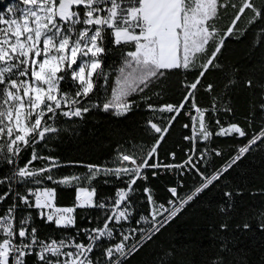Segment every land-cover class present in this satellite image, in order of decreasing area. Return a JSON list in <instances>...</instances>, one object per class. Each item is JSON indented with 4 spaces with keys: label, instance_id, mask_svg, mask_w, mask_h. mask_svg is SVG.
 Here are the masks:
<instances>
[{
    "label": "snow or ice",
    "instance_id": "obj_1",
    "mask_svg": "<svg viewBox=\"0 0 264 264\" xmlns=\"http://www.w3.org/2000/svg\"><path fill=\"white\" fill-rule=\"evenodd\" d=\"M249 30L255 46L264 47V0H20V6L0 13V206L6 205L0 210V264H128L190 202L264 146V124L252 128L249 119L250 134L221 116L234 114L230 101L239 80L222 62L223 54ZM113 50L120 63L108 69ZM214 71L223 76L221 85L205 83ZM174 77H183L180 101L153 103L150 93L160 88L161 95V86ZM243 86L259 89L257 107L264 116V78L247 79ZM201 90L211 98L207 106L198 99ZM140 108L153 117L145 128L151 142L117 151L108 165L88 164L83 174L63 175L66 165L45 151L93 112L122 118ZM185 116L186 158L164 163L161 142ZM216 137L242 142L205 175L201 167L222 155L212 147ZM149 169L154 176L159 169L192 172L201 183L183 196L170 187L167 204L144 187L148 212L138 215L132 196ZM101 179L106 185L118 182L112 195L98 193L95 182ZM59 188L74 189L71 206L58 205ZM223 196L221 232L229 230L234 192ZM84 212L93 213L85 217L87 225L78 222ZM42 226L51 234L42 237ZM256 227L264 231V215ZM235 228L250 231L252 225ZM170 255L164 252L159 264H168Z\"/></svg>",
    "mask_w": 264,
    "mask_h": 264
},
{
    "label": "trees",
    "instance_id": "obj_2",
    "mask_svg": "<svg viewBox=\"0 0 264 264\" xmlns=\"http://www.w3.org/2000/svg\"><path fill=\"white\" fill-rule=\"evenodd\" d=\"M261 0H256L259 5ZM20 6V0H0V13L7 14L9 7ZM247 25L245 18L240 22V27ZM255 27V26H254ZM222 62L239 80L232 92L230 105L234 114L229 117L222 113V121L237 123L249 130V119L254 120L252 128L258 129L264 124V116L259 114L257 107L260 102L259 89L253 90L243 86L247 79L259 80L264 69V47L255 46V33L249 30L239 40H232L224 51ZM120 63V53L113 50L109 52L105 65L108 69L116 68ZM115 73H113V76ZM193 74L189 73L191 78ZM183 77H174L166 85H162L163 93L156 88L150 94L153 103L164 104L178 103L181 99L183 88L179 80ZM223 76L219 72L207 75L205 83L221 85ZM200 102L207 106L210 103L208 93L201 90L198 97ZM252 113H256L252 116ZM153 119L146 109L140 108L129 113L126 117L116 118L103 112L89 114L84 122H78L54 140L45 151L60 159L66 166L60 169L63 175L83 174L87 171L88 164L108 165L114 159L117 151L123 148L138 149L150 143L152 136L145 131L146 121ZM160 123V121H157ZM187 117L174 123L166 134L158 150L159 158L164 163H179L186 158L190 144L184 139L189 135V129L183 127ZM67 127V126H65ZM242 140L232 137H216L212 147H217L222 155H213L207 164L201 167L205 175H210L215 169L220 168L236 151V146ZM175 153L173 161L171 154ZM147 171V180L138 181L139 191L132 196L136 214H147L148 205L143 196V188L149 187L156 200L165 203L171 194L168 189L177 187L181 196L190 193L200 183V177L192 172L155 170ZM98 193L108 196L114 193L117 183L104 184L103 179L95 182ZM181 184L183 185L181 187ZM239 189L241 195H235ZM234 192V206L228 220L229 230L219 231V225L224 222L219 208L225 197L223 192ZM75 191L73 188H59V206L73 204ZM6 206V205H4ZM92 212L81 213L79 223L87 225L85 217ZM261 215H264V146L254 149L243 158L238 166H234L225 173L219 181L206 189L181 211L175 219L171 220L151 241L128 261V264H159L164 252H170L167 257L168 264H212L213 259L226 260L227 264H264V231L256 227ZM250 223V231L238 230L237 224ZM37 223H41L37 221ZM48 226L40 228V235H50ZM228 242V247L223 244Z\"/></svg>",
    "mask_w": 264,
    "mask_h": 264
},
{
    "label": "built area",
    "instance_id": "obj_3",
    "mask_svg": "<svg viewBox=\"0 0 264 264\" xmlns=\"http://www.w3.org/2000/svg\"><path fill=\"white\" fill-rule=\"evenodd\" d=\"M167 201H168V200H167ZM167 201H165L164 204H167ZM69 206H71V205H69ZM3 207H5V206H0V210H2Z\"/></svg>",
    "mask_w": 264,
    "mask_h": 264
}]
</instances>
